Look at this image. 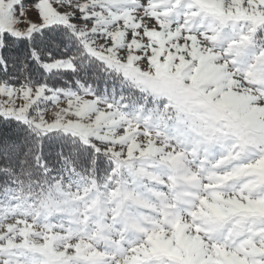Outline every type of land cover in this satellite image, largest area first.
I'll list each match as a JSON object with an SVG mask.
<instances>
[{
    "label": "snow or ice",
    "instance_id": "obj_1",
    "mask_svg": "<svg viewBox=\"0 0 264 264\" xmlns=\"http://www.w3.org/2000/svg\"><path fill=\"white\" fill-rule=\"evenodd\" d=\"M0 264H264V0H0Z\"/></svg>",
    "mask_w": 264,
    "mask_h": 264
}]
</instances>
